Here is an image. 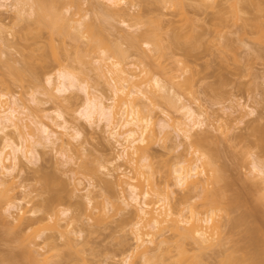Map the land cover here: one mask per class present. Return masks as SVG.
<instances>
[{
	"label": "rangeland",
	"instance_id": "374dc122",
	"mask_svg": "<svg viewBox=\"0 0 264 264\" xmlns=\"http://www.w3.org/2000/svg\"><path fill=\"white\" fill-rule=\"evenodd\" d=\"M64 1L65 6L60 11L68 19H80L81 15H87L89 21L90 18L91 21L94 18L96 25L104 27L108 43L121 44L122 49L126 50L125 59L122 57L125 68L145 82L142 88L144 95L141 94L138 98L141 105H146L145 114L151 115L152 118V126L146 136L152 141L149 163L157 185L165 189L164 186L168 184L171 186L168 187L170 192L177 191L174 196L183 194V191L174 186V167L182 159L196 158L191 154L196 149L200 154L204 153L207 158L213 154L216 164L225 170V181L221 182V185L227 181L231 187L233 186L231 192L227 193L228 198L217 203L219 210L218 216L214 217V223L221 225L226 218H245L244 222L242 221L244 218L241 219L243 224L241 222V225L231 228L230 232L229 229L223 228L215 237L222 235L221 240L226 244L225 248H246V252L239 251L237 254L242 256L244 252L243 257L247 256L245 258L247 261L254 257L258 264H264V174L259 175L253 170V163H258L264 172V151L262 152L258 146L259 135L252 132V127L264 126V43L259 40L262 32L258 33V26L264 23V10L259 4L263 3L264 9V0H259L261 2L258 3L259 11L256 9V2L259 1L256 0H252L256 2L249 0L251 4L253 3V7L251 4V6L247 5L249 3L245 0H168V2L167 0H127V4L122 8L131 16L124 17L114 8L109 13L98 11L100 3L108 4L106 0H79V7L73 4V0ZM13 2L14 0H0V19L5 25L3 33L6 31L0 35V94L7 96L9 104L16 101L27 107L32 113V118L25 119V123L30 125L36 140L41 142L37 147L39 161L35 159L28 161L20 153L22 156L20 166L23 172H20L18 183L24 184L27 193H32L25 200V202L31 201L26 205L31 208L34 203L49 196L48 193H43L42 189L45 175L65 182L67 188L62 193L63 204L57 208H71L73 211L71 218L74 215L81 216V221L72 218L73 228L81 231L78 235H70L79 250L75 261L71 262L68 256L65 258L55 256L49 261L52 264H74V262L75 264H124V260L131 257V264H142L132 252L136 241L130 222L137 219L134 216L135 211H131L133 215L128 210L118 211V207L125 206L120 199V189L117 188L118 190L113 194H109L105 189L104 181L112 179L108 170L114 169L111 162L121 152L118 143L110 136L111 131L107 127L105 118L96 115L90 120L86 116V94L81 89L75 88L65 94L58 90L59 82L55 76L52 83H49L46 77L36 80L29 73H25L19 79L9 68V65L16 68L23 67L22 59L25 52L23 47L25 41L22 39L25 25L17 20ZM174 30L180 39L178 43L182 42L185 47L191 48V56L187 57L183 44L181 47L178 45L176 50H174L175 46L174 48L173 45L171 46V35L174 36ZM43 33L48 36L49 31L44 30ZM4 35L6 42L1 40ZM126 35L137 37L136 42H138L135 46H130L129 42L123 39ZM146 35H154L161 40L164 47H162L164 53L158 52L163 53L161 58L153 47L148 48L142 38L138 39L139 36ZM104 39L107 41L106 38ZM65 41L67 52L59 47L58 42L56 43L57 48L52 57L53 67L56 70L65 68L86 78L90 85L98 87L105 98H112L110 76L99 69L104 63L102 58L111 50L109 53H103L102 49L105 48L103 46L100 49L91 48L88 34L81 41L75 42L70 38H66ZM108 43L102 45L109 48ZM187 43H192L193 47L188 46ZM77 47L80 48V59H78L80 55L76 58L79 51ZM153 78L159 79L167 90L161 92L154 87L152 81L150 82ZM177 84L179 88L180 85L186 88L177 89ZM51 94L59 99L56 101L50 99ZM165 96L172 99V106L166 102ZM105 102L118 104V100L113 102L106 99ZM184 104L191 105L194 109L201 108L207 113L203 125L193 130L191 140L184 139L180 132V129L192 126V122L186 118L183 111ZM58 112L62 114V118L58 117ZM22 117L25 118V115ZM65 121L75 126L79 132L77 139L64 137L70 143L68 148L70 151L67 153L52 146L47 133L43 132L45 126L58 134H66V131L59 127V124L65 125ZM198 138H208L210 143L199 146ZM15 140L20 143L17 138ZM192 145L193 151L190 152L189 148ZM3 147L0 139V151ZM3 151L4 156L10 152L9 149ZM206 162L201 164L199 170L207 169ZM6 164L10 162L6 161ZM114 165L122 166L124 169L131 167L123 160L115 162ZM36 169L39 171L36 172ZM197 177L202 181L208 178L207 175ZM254 180L260 187L253 189L259 192L258 196L248 185ZM76 188L80 191H75ZM87 191L92 192L93 206L80 214L76 208L83 202L82 195ZM18 194H21V191ZM260 194L263 198H260ZM125 196L129 199V192H126ZM234 197L243 204V201L248 199L246 201L249 202L248 206H245L247 205L245 203L246 208H243L245 212L239 209L228 213L229 208L226 203L229 198ZM203 201L202 198L193 201L202 212ZM6 202L7 198H0V213L4 216L8 215V212L3 213ZM255 204L260 207L254 206ZM98 205L106 208L102 217H100V209H95ZM13 211L15 212V209ZM98 215L101 219H97ZM185 215L188 217L189 213ZM2 222L4 223L3 218L0 220V264H25L26 262L11 263L4 260L11 253L19 251L21 245L6 240L9 237ZM249 227L253 228V232ZM247 228L251 232H248ZM146 231L143 230L144 233ZM208 231L213 232L210 229ZM250 233H255L254 237ZM52 235L59 236L57 232H53ZM166 240L168 243L164 247H170L175 242L169 233L166 235ZM65 242L64 239L58 240L59 252L51 251L50 254L67 255L73 252L74 250L65 246ZM216 242L219 243L215 241V245ZM35 244L31 245L32 248L39 249L41 253H45L48 249L41 239L36 240ZM214 250L218 251L219 247L215 246ZM212 255L214 251H208V256ZM169 257V255L163 256L164 264H174V260H170ZM208 260L212 261V258ZM247 261L246 264L250 262Z\"/></svg>",
	"mask_w": 264,
	"mask_h": 264
},
{
	"label": "bare ground",
	"instance_id": "6f19581e",
	"mask_svg": "<svg viewBox=\"0 0 264 264\" xmlns=\"http://www.w3.org/2000/svg\"><path fill=\"white\" fill-rule=\"evenodd\" d=\"M106 1L108 4L102 5L100 3L97 9L98 11L109 13L112 11V8H114L120 16H131L129 12L124 11L122 8L123 5L127 4V0ZM246 1H248L247 3L249 4H245L251 6L253 4H251V2L259 0H250L251 2L245 0V2ZM256 3L257 7L255 6ZM256 3H254V7H256L257 10L260 5L262 10H264L263 3L259 4V6L258 3L261 2L259 1ZM73 4L77 7L80 6L79 0H73ZM12 6L16 9L17 20L21 23L23 22L25 25L22 36V39L25 41L23 46L25 52L23 53L22 59L23 67L16 68L9 65V68L14 71L16 77L19 79H21L25 73H29L36 80H41L43 77H46L47 81L52 83L53 76H55L59 82L58 90L65 94L75 88L81 89L86 94V116L90 120L94 119L96 115L99 118H105L107 127L111 131L110 136L120 146L121 152L118 154V157H116L117 159L115 158V160L111 162L114 169H108L112 179L105 180L104 185L109 194H113L116 190L120 189V199L125 206L124 208L118 207V211H135L134 216H136L137 219H134V221L131 220L130 222L136 241V246L133 248L132 252L141 260L142 264H164L163 256L165 255H169V259H173L174 264H246L245 262L247 259L245 258H247V256L245 258L243 257L245 256L243 255L244 252L242 256L237 254L239 251H245L246 248H225L226 244L221 240L222 235H219L218 238L215 237L216 233L223 228L229 229L230 232L231 228H236L238 225H241V222H244L245 218H241L243 219L242 221L240 218H226L225 222L221 225L214 223V217L218 216L217 211L219 210L217 203L226 197L228 198L227 193L231 192L233 186L231 187L227 181L224 185H221V182L225 181V170L222 166L219 167L216 164L213 154L207 158L204 153L200 154V151L196 149L191 153L194 154L196 158H186L180 159L181 161L179 162L177 161L178 164L173 169L175 179L174 186L180 191H183V194L174 196L177 194V191L173 190L170 192L169 188L171 186L168 184L164 186L166 187L165 189L157 185L154 179V172L151 171V165L149 163L151 157L150 142L152 141L146 136L147 131L152 126V118L151 115L147 116V114H145L146 105H141L138 98L139 95L143 94L142 88L145 82L139 80L137 75L132 71L130 72L129 69L125 68L123 65L127 53L126 50L122 49L120 46L121 44L110 41V43H108L107 36L104 33V27L99 24L96 25L97 23H95L94 18H92V21L90 18L89 21L87 20V15H81L80 19H68V17L60 11V9L65 6L64 0H14ZM179 6L181 7V5ZM33 16L34 20H32V22L31 18ZM3 30H5V25L0 19V35L6 33V31L3 33ZM44 30L49 31L48 36L44 35ZM258 30L259 34L261 31L262 35H264V23L258 26ZM174 31L175 34L173 33L174 36L171 35L170 44L171 46L173 45V48L175 46L174 50H176L179 46L181 47V44L184 46V43H178V33L176 30ZM86 34L89 35L91 48L97 47L100 49L103 46V48L105 47L102 49L103 53H109V50H111L108 55L106 54L105 57L102 58V62L104 63L99 69L110 76L113 88L112 98H105L98 87L90 85L86 78L80 77L65 68L56 70L55 67H53L52 57L57 48L56 43L58 42L60 45L59 47L67 52L68 49L65 46L66 38H70L77 42L81 41V39H85ZM103 34L105 35L103 37L106 38L107 41L101 36ZM260 35L259 40L264 43V36L262 37V35ZM140 36L138 39L142 38L144 42L141 41L148 48L153 47L157 53L159 51L163 52L164 47L160 42L161 40L156 36ZM136 38L137 37L134 38L132 35L123 37L125 41L129 42L130 46L136 45L138 42H136ZM1 40L6 42L5 35ZM102 43L105 45L108 43L109 48L102 45ZM189 44L188 46L192 45V43ZM191 47H193V45ZM79 49L80 48L77 47V50ZM184 49L187 57L191 56V48L185 47ZM111 53L112 55H110ZM163 53H158V57L161 55V58ZM76 56V58L79 57L78 59L81 58L80 50L77 51ZM122 57H124V59ZM151 81L153 86L159 91L162 92L167 90L166 86L159 79L153 78L150 82ZM187 82L188 81H186V83ZM189 84L191 85V83ZM180 87L181 88H179L177 84V89L181 90L186 88V86L182 88L181 85ZM164 98L166 102H169V105L171 104L170 106L173 105V101H171L172 99L170 97V99L166 96ZM50 99L56 101L59 97L51 94ZM106 99L112 100L113 102L118 100V104H107L105 102ZM183 111L186 118L192 122V126L187 129H180V132H182L184 139L191 140L193 130L203 125L207 113L201 108L194 109L193 106L188 104L183 105ZM23 115H25V118L22 117ZM57 115L62 118L60 112H58ZM31 118L32 113L29 112L25 105L16 101L9 104L7 96L5 94H0V134H2L0 139L4 146L3 150H10L6 156H4L3 150L0 151V198H7L3 213L5 214L8 212L6 216L0 213L2 215H0V220L3 218L4 223L2 222L3 224H1L6 226V233L9 237L6 240L20 243L21 245L19 251L11 253L4 260L11 263L26 262L27 264H52L49 259L55 256L61 258L68 256L69 260L73 262L79 250L76 248L77 245L70 235H78L81 231L73 228L74 221L72 218L81 221V216L74 215L71 218L70 215L73 213L71 208H57L63 204L64 198L62 193L67 188V184L52 176L45 175L42 189L43 193H48L49 196L34 203L31 208H28L26 205H29L31 201L25 202V200L27 197L29 198L32 193H27L24 184L18 183L19 175H21L20 172H23L20 166L21 157H25L28 161L37 160V158H39L37 147L41 142L36 140L34 132L30 130V125L25 123V119ZM59 127L63 128L66 134H58L45 126L43 127V132L47 133L52 146L67 153L70 151L68 149L70 143L64 137L67 136L71 139H77L79 132L75 126H72L66 121L65 125L59 124ZM252 128V132L260 137L258 138V146L263 152L264 126H254ZM16 138L20 143H17L15 140ZM197 143L199 146H205L209 144L210 141L208 138H198ZM189 151H193V145L190 146ZM20 153L22 156H20ZM39 159L37 161H39ZM122 160L131 167L124 169L122 166L116 167L114 165L115 162ZM6 161H9L10 164L7 165ZM204 161L206 162L205 166L207 169L199 170ZM128 169H130V171ZM253 170L259 175L264 174L258 163H253ZM35 171L37 172L39 170L36 169ZM91 171H93V169H91ZM93 172L95 173V171ZM198 175H207L208 178L202 181L198 179ZM209 180L211 182H209ZM255 182L257 181H250L248 185L252 188L254 193L256 192L255 195H257L259 192L253 189L256 190L259 184ZM20 191L21 194H18ZM75 191L80 190L76 188ZM126 192H129V199L125 196ZM260 196V198H263V195L260 194ZM201 198L204 200L201 204L204 208L203 212L198 209V205L193 203L195 199ZM82 200L83 202L79 203L76 208V210L80 211V214L93 206L94 200L92 192L87 191V193L82 195ZM256 200L254 201L255 203ZM246 201L243 202L247 204L245 206H248L249 202L247 203ZM244 204L242 202L240 203L237 197L229 198L228 203H226L229 208L228 213L230 214L236 210L245 209L246 207H244ZM254 206H256V204ZM256 207H260V205ZM13 209H15V212ZM95 209H100V217L105 214V207L102 208V206L98 205ZM255 209H253V211H255ZM40 213L44 215H40ZM186 213H189L188 217H186ZM98 217L99 215L97 219H101ZM252 217L253 216H251V218ZM212 226L214 228H212ZM252 227H249L251 231L255 228ZM144 229L147 230L145 233L143 232ZM208 229L213 232H209ZM247 230L248 232L250 231L248 228ZM53 232H57L59 236H53ZM168 233L175 239V242L170 247H164L165 244L168 243L166 240V235ZM250 234H252L253 237L255 235V233ZM38 239H41L42 242L47 245L48 249L45 253H41L39 249L32 248L31 245H36L35 242ZM60 239H64L66 241L65 246L74 251L67 255L61 253L50 254L52 253L51 251H58L59 245L57 241ZM215 241H219V243L216 242L215 245ZM38 245L41 246V244ZM214 245L219 247L218 251L214 250ZM42 249L44 250V248ZM208 251H214V255L208 256ZM130 258L131 257L124 260L123 263L131 264ZM209 258H212V261L208 260ZM155 259H157V262H155ZM247 262H249L248 264H258L254 257L248 259Z\"/></svg>",
	"mask_w": 264,
	"mask_h": 264
}]
</instances>
